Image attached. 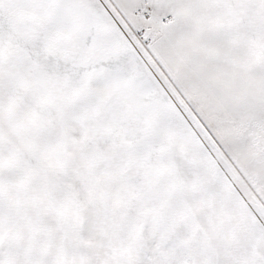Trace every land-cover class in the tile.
Listing matches in <instances>:
<instances>
[{
    "label": "snow or ice",
    "instance_id": "6c2138e0",
    "mask_svg": "<svg viewBox=\"0 0 264 264\" xmlns=\"http://www.w3.org/2000/svg\"><path fill=\"white\" fill-rule=\"evenodd\" d=\"M0 264H264V0H0Z\"/></svg>",
    "mask_w": 264,
    "mask_h": 264
}]
</instances>
